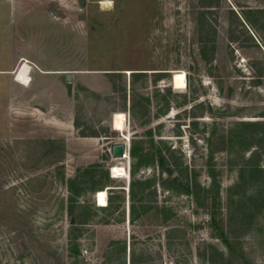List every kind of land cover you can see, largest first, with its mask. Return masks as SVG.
Instances as JSON below:
<instances>
[{
    "label": "rangeland",
    "instance_id": "1",
    "mask_svg": "<svg viewBox=\"0 0 264 264\" xmlns=\"http://www.w3.org/2000/svg\"><path fill=\"white\" fill-rule=\"evenodd\" d=\"M0 264H264V0H0Z\"/></svg>",
    "mask_w": 264,
    "mask_h": 264
},
{
    "label": "crops",
    "instance_id": "2",
    "mask_svg": "<svg viewBox=\"0 0 264 264\" xmlns=\"http://www.w3.org/2000/svg\"><path fill=\"white\" fill-rule=\"evenodd\" d=\"M24 61L27 62V65L29 67V70L25 73L28 76L27 82H22V81L18 80L16 73H15L17 71L18 67L21 64H23ZM30 64H31L30 61L26 57L21 56L19 64L16 66V68H14L12 70L13 78L15 80L19 81L20 83H22L24 86L34 89L32 92L36 95V99H41V102L46 103L45 107L47 110L53 111V110L62 109V107H59L57 100L55 99V97L52 94V87L49 88L50 83L46 82L45 79L51 78V76L52 77L56 76L57 82L55 85H56L57 89L59 90V87L61 86V83H60L61 80L59 79V74L62 75L63 72L66 70H61L60 72H57L55 69H49L47 67L40 66V64H38V65L36 64V68L38 70L35 71V70L31 69ZM72 73H73V71H72ZM47 76H50V77H47ZM62 85H64L63 81H62ZM67 111H69V110H66V113H67ZM54 119L57 120V118H54ZM51 125L54 127L52 129H58V128L61 129L62 127H64L65 130L63 132L62 138H63L64 145L66 148V153H69L70 149L72 148V146L74 144L80 143V142H82L83 144H86V146L89 148H93L94 144L96 143L95 140L98 139L97 135L75 134L76 128H75L73 119L69 120V122L66 125H64L63 120L61 118H59L58 121H55V122L52 121Z\"/></svg>",
    "mask_w": 264,
    "mask_h": 264
},
{
    "label": "bare ground",
    "instance_id": "3",
    "mask_svg": "<svg viewBox=\"0 0 264 264\" xmlns=\"http://www.w3.org/2000/svg\"><path fill=\"white\" fill-rule=\"evenodd\" d=\"M29 70V67L26 63L21 65L18 70L15 72L17 79L22 82L28 81V76L25 74ZM174 84L177 89L183 88L186 86L185 74H178L174 79ZM111 177L126 176V171L122 166H113L110 170ZM96 202L98 206L107 205V193L104 190H100L96 194Z\"/></svg>",
    "mask_w": 264,
    "mask_h": 264
},
{
    "label": "water",
    "instance_id": "4",
    "mask_svg": "<svg viewBox=\"0 0 264 264\" xmlns=\"http://www.w3.org/2000/svg\"><path fill=\"white\" fill-rule=\"evenodd\" d=\"M84 0H80V2L82 3ZM64 80H65V87H66V93L67 95H71L72 93V71L71 70H66L63 72L62 74ZM108 123V122H106ZM123 150H124V141H120V142H114L110 144V151H111V155L113 157H118L121 156L123 154ZM167 171H170V168L167 167L166 168ZM73 221V219H72Z\"/></svg>",
    "mask_w": 264,
    "mask_h": 264
},
{
    "label": "trees",
    "instance_id": "5",
    "mask_svg": "<svg viewBox=\"0 0 264 264\" xmlns=\"http://www.w3.org/2000/svg\"><path fill=\"white\" fill-rule=\"evenodd\" d=\"M105 73H106V75H107V79H108V81H109L110 84H111V89H112V91H117L118 89H120V86H119V85L117 84V82H116V76L119 75L118 73H120V72H119V71H107V72H105ZM132 73H138V72H132ZM123 97H125V94H123ZM130 107H131V106H130ZM80 135H88V134L80 133ZM90 135H98V134H96V133H91ZM130 152L132 153V155L134 154V150H133V149H131ZM160 164H161V166H163V165H164V162L161 161ZM173 181H174V180H173ZM69 200L72 201V198L70 197ZM70 206H71V205H68V209H69ZM70 210H71V207H70ZM224 240L226 241V244H228V245L230 244V241H229L228 238H225V237H224ZM211 247L215 249L214 246H211ZM71 252H74V253L78 252V249H77V247H76V243H74V244L72 245V247H71Z\"/></svg>",
    "mask_w": 264,
    "mask_h": 264
},
{
    "label": "built area",
    "instance_id": "6",
    "mask_svg": "<svg viewBox=\"0 0 264 264\" xmlns=\"http://www.w3.org/2000/svg\"><path fill=\"white\" fill-rule=\"evenodd\" d=\"M120 141H124L123 154L121 156H118V157H115V158H118V159H128L129 158V150H130L129 141L126 140V139L121 138L120 140H114V141H112V143H114V142H120ZM108 150L111 153L110 146L108 147Z\"/></svg>",
    "mask_w": 264,
    "mask_h": 264
}]
</instances>
